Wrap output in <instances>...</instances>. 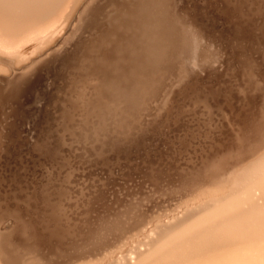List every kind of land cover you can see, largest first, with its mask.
<instances>
[{
	"label": "rangeland",
	"instance_id": "obj_1",
	"mask_svg": "<svg viewBox=\"0 0 264 264\" xmlns=\"http://www.w3.org/2000/svg\"><path fill=\"white\" fill-rule=\"evenodd\" d=\"M223 2V0H216L214 4L215 7L211 5L213 9H209V2L207 0H181V7L184 9L185 13L184 24L183 22L179 21L174 0H163L162 2L155 1L151 4L153 5V8L150 9L151 11L149 13L146 12V14L144 15L145 17L148 16V22L146 20L142 22V29L141 27L135 26V24V28H131L134 27L132 26L134 21H130L132 19H130L129 21H125V25L127 24L126 27L122 26L123 22L121 23L117 21L118 25L116 24V26L118 27L115 28V31L116 29H118L119 31H117L119 32V34L123 32L121 34L123 36L119 35L121 36L119 38L120 45L116 44V46L114 44V51H110V49H108V51H104V49L102 50V48L104 47H102L101 44L104 42L103 40L105 39H92L90 41L89 55L86 57L85 62L82 64V71L80 70L77 78L75 77L74 84L75 81L77 82L73 89L76 88L78 85L81 86V84L84 83V80L86 82L89 81L87 84L84 83L88 87L82 89V96H76L77 92H73L74 90L72 89V91L70 92L71 94L69 93L70 95H68L69 101L67 100L66 104V109H70L71 117L73 115L75 116V114L72 113L73 108V110L79 108V111L82 108V110L84 109L85 111L83 110L79 113H77L78 110L73 111L78 115L76 114L75 118L72 117L74 120L70 121L72 123L69 126L66 125L64 122H61L60 119L63 107L59 105V101L61 100V93L64 92L67 85V72L65 73L64 77L62 76L60 80L59 76H61L60 74L62 73V70L59 71L60 73L58 72V70H60L63 65L61 67L58 65L61 64L59 62L61 60L59 59L56 60L57 62L53 61V63L56 62V65L54 64V67L52 66L53 70L51 68V65L53 64L52 62L41 66L42 68L40 67L41 69L39 70V73H36L32 78L33 82L31 83V87L23 90L22 93L18 94V96H3L1 98L0 113L3 114L0 115V129L2 127L3 131L0 130L2 131L0 132V134H4L7 131V128H9L12 133L11 135H9L10 139L6 137H1L2 139H5H3L4 141L1 139L2 141L0 145L2 151L4 150L2 153L5 159L0 158V218L2 219V226L6 225L4 227V231H13V233L16 232L23 234V236H21L22 238L20 236L18 238L13 237L15 238V243L13 241V238V242L11 241L12 243H14L13 245L16 244L17 247L19 246L18 248H16L17 250L19 249L18 252L20 251L19 256L23 257L21 260V264L23 263V261H25V257L27 256L26 254L25 257L24 255L21 256V253H24L21 252V250H23V248L25 249V246L28 247H26L27 252L28 250L31 251L32 249L35 250L40 248V250H37L40 251V253L33 250V253H31V251L30 254H33V258L34 253H36L35 256L37 254L39 256L43 254V260L48 258L49 256V259L44 260H50L47 262V264H52L53 261V264H62V262L66 264L65 262L70 263L71 260L72 264L78 263L73 260L81 261L82 263L84 261L85 263H87L86 261L93 263V261L95 262L96 259L99 257L98 256L96 258L94 253H96V255L102 253V251L106 253L108 252V250L110 251V249L112 250L113 248H115V246L117 247L118 244L125 242L123 240H127V238L131 236L130 234L136 233L135 230L133 231V229L139 230L142 226L143 228H146V225H148V223L150 224V219L152 221V217L155 216L154 214L157 211L158 214L156 213V216L164 214L165 211H171V209H174L176 204L181 205L184 202H189L190 200H192L193 196L197 195L201 189L205 190L207 188H212L216 186H227V184H225L224 182L228 183V185L229 183L231 184L233 180H231L230 182H227V180L234 179V175L237 177L243 171L242 169L245 170V168H247L245 167V165H242L243 163H246V166H248L251 165L253 162L257 161L258 158L260 159L264 156V140L261 141L262 145H260V141L258 142V144H255L260 139L258 137H260L261 132L258 131L257 128L253 130L254 128L252 127V124L259 125L260 123V125L262 124L261 126H263L264 123V115L263 117L261 115L264 113V46L261 45L258 41L255 42L257 36H259L260 40L264 42V33L263 30H261L262 28L260 29V27L258 26L260 18L256 14L255 16L253 15L252 20L257 21L253 22L254 26L250 32L251 36L249 40L252 41L251 47L253 51V56H251L254 59V67H256L257 69L256 70L253 67V71L256 70L257 73H253V71L250 74L248 72L246 73L243 67L240 68L244 53L242 51L241 46H238L240 44L244 45L243 39L239 36L238 39H235L237 44L235 43L234 45L229 42L233 34L230 28L231 23H229L228 21H224L225 19H223L221 17L222 15H220V12H218V9L222 7ZM100 4L102 3L100 2ZM169 12L171 14H169ZM150 15L155 17L154 23L149 22ZM145 17H143V19H146ZM257 18L259 19V22ZM168 19H170V21ZM129 22L132 23L128 25ZM255 22L257 25H255ZM164 23H166V25H163ZM184 25H186L190 29H194V32H197L199 37V47L201 50L200 56L195 62V66L191 70L187 68V66H184V64L181 62V59L179 58V51L183 47L185 38L187 36V33L183 27ZM120 29L121 31H124L121 32ZM125 29L128 31V33H124L127 32ZM76 30L77 28L73 27L67 34V36H65L66 34L64 35V38H67L65 42H68L64 43L65 45L63 44L59 48H66L71 44L72 46L73 44H75L74 39L75 41H77V39H79L78 37L82 36V34L80 33V35L78 33L79 31ZM103 30L104 26H99V28L95 29L88 35H86V33L88 32L87 29V32H82L84 34L83 37H86L84 46L88 44V40L91 37H93L95 34L97 35ZM176 31L178 33H174ZM260 33H263L261 34L262 37L259 35ZM76 34L78 37L76 36ZM75 36L77 38H75ZM71 41H73V43ZM111 43V39H108L107 42L103 44V46L109 45ZM72 46L70 47L72 48ZM57 50L61 49H56L55 51ZM109 51H113V55L108 56L107 53ZM161 63L164 64L162 65ZM258 64H260L261 66ZM141 65L143 67H141ZM72 66L75 68L76 62L71 64V67ZM103 66L105 70L103 69ZM61 69H63V67ZM145 69L146 71H144ZM55 70L57 72H55ZM53 71L55 72L53 73V75L55 74L54 77L52 76ZM129 71L132 75H135V77L130 76ZM43 75L46 77H44ZM125 75H128L131 78L133 77L137 81L141 80L139 82H142V84L144 83L143 85L147 88H144V86L138 83L137 81L134 83L135 80L133 78V80L130 78L132 80V87H130V79L128 81L129 77H125ZM50 76H52V79L50 78ZM101 76L103 79L101 78ZM249 76L251 79L249 78ZM254 76L256 77L254 78ZM258 76L259 78H257ZM260 76L262 77V79H260ZM47 77L50 78V80H53L54 78L53 83L49 82L48 84L47 82L50 80ZM55 77L58 78L56 79ZM124 77L126 78V82H124ZM45 78L48 80L46 81ZM90 79L93 82H91ZM246 79L247 81L249 80V82L245 81ZM258 79L262 80L263 82L258 81ZM97 80H101L100 83ZM144 80L149 81L144 82ZM79 81L83 82L79 84ZM41 82L45 83L42 84ZM101 82H103L104 84H102ZM254 82L256 85L254 84ZM257 82H260L262 86L258 85ZM93 83L94 86H92ZM137 83L139 84V86L137 85ZM51 84L53 86L54 84H56L55 92L53 93V95H51L52 92L50 94L48 93L53 87ZM98 84H100L101 86H99ZM45 85L47 87L46 89L49 90L47 92L43 90V86ZM252 85L255 86L253 89ZM49 86L50 88H48ZM128 86L130 87L131 91L127 88ZM134 86L136 89L137 86L138 88L140 87L138 89V92L135 88H133ZM245 86L247 87V89L250 88V91H248ZM78 87L76 89H78ZM94 87H96L97 90H95ZM99 87L101 90L99 89ZM256 87L257 89H259L257 90ZM261 87L263 90L261 89ZM76 89L75 91L80 90ZM144 89L145 91L147 89L148 92L150 90L149 95H147L148 92H144ZM132 90H134V92ZM139 90H143L140 91L141 94H139ZM254 90H256L257 92H261L262 90L263 93L259 94L260 92L257 93ZM43 91L45 92V94ZM41 93L45 96L47 95V98H49V96L51 95V98H49L51 99V101L49 102V99L46 100V98ZM133 93L136 95V97ZM41 95L44 98L40 97ZM71 95H73L75 98L77 97V100L75 99L74 101L75 103L77 101L75 107L73 106L74 102L72 103L74 97L72 96V98ZM143 95L146 98H144ZM150 95L151 97H153V101L147 98V96ZM248 95L251 96L249 97ZM254 96L256 97V99ZM37 97L40 100H37ZM41 98H43V100H41ZM254 99L259 102L257 103L256 101H254ZM33 100H35V102ZM36 100L39 101V104L36 103ZM246 100H252L254 102L251 101V104L250 101L247 102ZM33 102L36 103L38 107L34 106L35 104H33ZM46 102L47 106L45 104ZM245 102L246 104L253 106H250L251 108L248 105L247 107H245ZM85 103H88L86 104L87 106L85 105ZM44 104L45 106H43ZM258 104L259 106H263L259 108ZM77 105H81V107L77 108ZM254 105H256L257 107H254ZM229 107H231V110L233 112L231 110V112H229ZM242 107H245V110L242 109ZM234 108L236 112L234 111ZM242 110L243 112L241 113L240 111ZM257 110H259L260 112ZM35 111H37L38 113ZM40 112H42L43 115ZM250 112H255V118L251 116L253 114ZM258 112L259 119L261 118L260 121L259 119H256V117L258 118ZM37 114V117L34 116ZM236 114L237 116H239V114L241 115L239 116V118L236 117L238 119H236L235 117L232 118ZM3 115V120H5L4 122L3 120H1ZM79 115L82 117H80ZM242 115H247V117H242ZM252 117L254 119H248ZM9 118L11 119L9 120ZM241 118L242 120L243 118H247V121H250L247 122L246 120H243L245 125L242 123L243 125L240 126ZM26 119L28 120L27 122ZM75 119H77L78 122ZM79 119H81L80 123ZM234 119H236L237 122L238 120L240 121L237 123ZM6 120L8 122H6ZM198 120H202V123ZM1 121L4 125H2ZM196 121L198 125L196 124ZM254 121L255 123H252ZM76 122L78 124H76ZM151 122L153 123L152 125L150 124ZM156 122L158 123L156 124ZM235 122L237 123V125L235 124ZM248 123L251 125H249ZM30 124L32 129H30ZM149 124L151 125V127L149 126ZM162 124L167 127L168 131L166 127L164 128ZM246 124L249 127H247ZM158 125L161 127V129H159L161 131L158 130ZM188 126H191L190 129H188ZM221 126L224 129L221 128ZM162 127L164 129H162ZM241 128L244 130H242ZM202 129L205 130V132ZM38 130H41L42 132L39 133V136H41L42 134L41 137H44V141L48 142L49 146H52L51 143L55 142V139L57 138L56 136H60L63 139L62 141L58 140L57 138L59 142H62V146L61 143L56 145L57 150L58 147H60L58 150L59 153L57 151V154L55 153L53 156L49 157V155L47 156L43 152L44 150H33L31 147H29L33 142L32 139L28 138L29 133L31 135H29V137L32 138V136L35 137L34 134L35 132L37 134ZM162 130H165L164 133L162 132ZM169 130L172 132H170ZM219 130H221V135ZM228 130L230 132H228ZM240 130H242L243 133ZM13 131H17L20 143L12 141V139L15 137ZM209 131L212 132V134ZM222 131L227 133H224ZM31 132L33 133L31 134ZM173 132L175 133V135L172 134ZM250 132L251 134H253L248 135V133ZM254 132L256 133V135L254 134ZM228 133L232 135L234 142L232 140V137ZM257 133L259 134L257 135ZM225 134L228 135L226 136ZM198 135H201L200 139ZM222 135L224 138L227 137L232 140L231 141L228 139L230 141L228 142L229 146L226 144L227 140H222ZM211 137L212 139L210 140ZM239 137L241 139L244 137V139H242L241 141L242 143L240 142ZM53 139L54 141H52ZM247 139L249 140V143ZM256 139L258 140L256 141ZM217 140L219 141V144ZM191 142L194 146L191 144L189 147V144ZM236 142H238L240 145L242 144V147H238L239 145H236ZM245 142H247L246 145ZM253 142L255 145L251 144ZM26 143L27 146H25ZM28 143H30L29 146ZM203 143L205 144V147L207 146L206 148H204ZM226 145L227 147H229L227 149L228 152L225 149L227 148ZM247 145L251 148L248 149ZM197 146L199 147L197 148ZM244 146L247 147V150L246 148H244ZM193 147H195V149ZM210 147L211 149L209 150ZM218 147L220 148L218 149ZM222 147H224V149ZM215 148L217 152L213 151V149L215 150ZM60 149L62 150L60 151ZM234 149V152L237 151L238 153H234ZM172 150L175 151L174 153H176V155L177 153L178 155L181 153L183 155H177L178 157H176ZM220 150L221 152H219ZM224 150L227 153L224 152ZM171 151L174 154H172L173 156L170 155ZM196 151H198L199 154ZM240 151H242V153ZM61 152H63V154ZM212 152H214L213 154H215V156L212 154ZM218 153L222 155H219ZM224 153L225 156L223 155ZM244 153H246L248 158ZM227 154L230 157L232 155V159ZM61 155L63 156L60 158ZM210 155L212 157H216V159L213 160L214 157L213 159H211ZM243 155L244 157H242ZM205 156H208V158ZM223 156L224 158L221 159L220 157ZM227 156L230 158L231 161L228 159ZM250 156H253L252 159L250 158ZM65 157L68 160H66ZM55 158L57 160H55ZM111 159L112 161H110L108 166V161ZM210 159L212 160V163ZM207 160L210 162L208 163ZM244 160L251 161L245 162ZM105 161L106 163H104ZM117 161H119V163ZM180 161L184 163V165H182L181 163V166ZM194 161H196V163ZM214 161L216 162V164ZM115 162H117V165ZM113 163L115 164V167ZM171 163H175V165L178 166H175L174 164L172 165ZM199 163L202 164L199 165ZM74 164H76V167ZM103 164L105 165L103 166ZM206 164L208 168L205 167ZM110 165H112L113 168L110 167ZM210 165H214L212 166L213 168L209 167ZM216 165L219 166V168H217ZM90 166H92L93 168H91ZM94 166L97 168H94ZM99 166H101L100 168H102L103 173H100L101 170ZM180 166L181 170H184V172L180 170ZM238 166L240 169L237 168ZM104 167H106V169ZM172 167H177V171L176 169L174 170ZM182 167H184L185 169ZM195 167L196 170L191 171L192 169H195ZM203 167H205L206 169H203ZM88 169H92V172L94 173H91V171H87ZM95 169H97L98 174L97 172H95ZM98 169L100 170V172L98 171ZM200 169L206 171L202 170V172ZM62 170L65 172H63ZM237 170H239L238 174H236ZM58 171L60 174L58 173ZM69 172L71 173L68 174ZM65 174H67L68 176ZM73 175L75 176V178L73 177ZM225 177L228 178L225 179ZM79 182L82 183V185L80 184L81 187L79 185ZM77 186L80 188H77ZM198 188L199 191H197ZM190 193H192V196L189 195ZM187 194L189 195V197L191 196V199L187 196ZM182 196H187L188 198L186 197L185 199ZM250 196L252 197L253 201H258L259 204L262 203L264 201V182L260 185L252 186L244 193L226 199L219 205L215 206L214 209L222 208L227 204H232L238 200H242L245 197ZM177 199H179V201ZM178 202H180L181 204ZM168 206H170L171 209ZM161 208L166 210H164L163 212V209ZM246 208L247 207L244 206L242 210H245ZM54 216H56L55 218L57 220V223L55 222V224L51 225V218ZM145 218H148L149 221L147 219L148 222H146ZM178 219H180V217L173 216L172 218H170L169 222L167 221V219L166 221L170 225H176ZM142 220L145 222H143ZM101 225L103 227L105 226L103 230L104 232L107 231L109 228V226L107 225H110L111 227V232L108 231L109 235L107 234L108 232H106V236H108L105 238H103L99 232ZM102 226L100 229L101 232L103 229ZM129 228H131V230ZM1 229L3 230V228ZM97 231L99 232V235H97ZM130 231H133L134 233H131ZM104 232H102L101 234H103ZM122 233L123 236H125L126 234L129 235H126L123 238ZM119 235L122 237L123 240L121 239V237L119 238L120 240L118 239L117 236ZM145 236H153V231L151 233H146ZM145 236L141 238L140 243L145 239ZM111 239L114 240L112 241ZM19 240L21 241V243ZM109 240H111V242H108ZM157 240L158 239H156L155 241ZM16 241L19 242L16 243ZM24 241L26 242V244H23ZM117 241L118 243L115 245ZM21 244H23V247L21 246ZM32 244L36 245L32 246ZM29 245H31V250ZM37 246L38 248H35ZM101 246H105L102 248L103 250L101 249ZM107 246L108 249L106 248ZM6 247L7 246H4V249H7ZM13 247L12 250L15 249V247ZM14 251L16 252V250ZM14 251H11V247L9 248V251L8 249L6 250V252L9 253H14ZM92 253L94 255H92ZM17 254L18 253H16V255ZM27 254L29 255V252ZM101 255H103V253ZM32 256H27V262L29 263L23 264H30V262L34 263L33 261L38 262L37 260H40L41 258L39 257L38 259L36 258L37 260H31ZM83 256H85V258ZM50 257L53 261L50 259ZM82 257L83 259H85L84 261H82ZM93 257L95 258L94 260H92ZM42 258L40 260L41 262H43ZM29 259L31 261H28Z\"/></svg>",
	"mask_w": 264,
	"mask_h": 264
},
{
	"label": "bare ground",
	"instance_id": "obj_2",
	"mask_svg": "<svg viewBox=\"0 0 264 264\" xmlns=\"http://www.w3.org/2000/svg\"><path fill=\"white\" fill-rule=\"evenodd\" d=\"M155 1H163V0H0V103H1V98L3 96L5 97H10V96H18V94L22 93L23 90L25 89H28L29 87H31V83L33 82V77L36 73H39V70L42 68L41 66H44L46 64H48L49 62H52L53 61H56V60H61L59 61L61 64H58L60 67L62 66L63 69L60 68L59 71L62 70V73L60 74L61 76L60 77V80L62 78V76L64 77L65 76V73L67 72V76H66V88L64 90V92L61 93V100L59 101V105L62 106V113H61V122H64L66 125H71L72 122H70L71 120H74L73 118L76 117V114L79 113L80 111H83L82 108L81 110L79 111V108L78 107H81L77 105V108L76 110H73V106L75 107V104L76 103L74 102L75 98L73 95H71V97L73 96L74 97V100L72 101V103L74 102V105L72 106V113L75 114V116L73 115L71 117L70 115V109H66V104H67V100H68V95H70L73 87L75 86L76 82L75 81V84H74V80H75V77L77 78L78 76V73L80 72L81 70V67H82V64L85 62V59L86 57L89 55V47H90V41L93 39H98V40H102V39H105L103 40L104 42L101 44L102 47V50L104 49V51H108V49L113 50L114 51V48H115V45H120L119 43V38L123 35H121L124 31L120 29V31L122 32L121 34H119V30L116 29V32L115 31V28H117L118 26H116V24L118 25V22H123L122 23V26H125V21H134L133 25L135 24V26H138V27H141L142 29V22L144 20H146L148 22V16L145 17L144 15L146 14V12H150L151 8H153L151 5L153 2ZM209 3L208 7L209 9H213V7H215V2L216 0H207ZM224 2L222 3V7L219 8L218 12H220V15H222L221 17L223 19H225L224 21H228L230 24V28L233 32L231 38H230V41L228 39V41L234 45L236 43V40L235 39H238L239 36L243 39V43L244 45H238V46H241L242 48V51L244 53V56H243V60H242V63H241V67H243L246 71V73L248 72L249 74L252 73L253 71V67H254V59L252 58V47H251V43L252 41L249 40L250 39V32L251 30L253 29V22L254 21H257V20H252V16L255 14L260 18V22H259V19H258V22H259V27L261 30H263V33H264V0H223ZM100 2L102 4H100ZM175 2V5H176V12L178 13V18H179V21L183 22L185 24V13H184V9L181 7V0H174ZM220 2V1H219ZM172 3V2H171ZM207 4V3H206ZM213 7H212V6ZM218 5V4H217ZM220 5V4H219ZM172 6V5H170ZM211 6V7H210ZM131 7V8H130ZM219 7V6H218ZM88 8V9H87ZM107 8V9H105ZM165 10V9H164ZM163 10V11H164ZM196 10V9H195ZM208 10V9H207ZM216 10H217V7H216ZM154 11V10H153ZM214 11V10H213ZM168 12V11H167ZM201 12V11H200ZM217 12V13H218ZM161 13V12H159ZM163 13V12H162ZM169 14H171L169 12ZM216 14V13H214ZM143 15V16H142ZM219 15V14H218ZM143 17H145L146 19H143ZM168 17V16H167ZM256 18V17H255ZM121 19V20H119ZM160 20V19H159ZM165 20V19H164ZM170 21V19H168ZM118 21V22H117ZM155 21V17L154 16H151L150 15V19H149V22H153L154 23ZM132 22H129L128 25ZM163 22V21H162ZM166 22V21H165ZM257 22V23H258ZM120 23V24H121ZM127 23V22H126ZM168 23V22H167ZM227 23V22H226ZM150 25V24H149ZM158 25V24H157ZM163 25H166V23H164ZM169 25V24H168ZM255 25L256 22H255ZM100 27H103L104 26V30L100 33H98L97 35L95 34L93 37H91L89 40H88V44H86L84 46V42H85V39L86 37H83V33L82 32H87L86 29L88 30V32L86 33V35L90 34L92 31H94L95 29L99 28ZM116 26V27H115ZM134 27H131V28H135ZM173 26V25H172ZM75 27L77 28L76 31H79L78 33L82 34V36H76L79 38L77 39V41H75L74 38V43L73 46L72 44L70 46H72V48L70 46H67L66 48H59L60 46H62L64 43H67L65 42L66 39L64 38L65 36H67V34L70 32V30ZM120 27V26H119ZM129 27V26H128ZM163 27V26H162ZM160 27V28H162ZM166 27V26H165ZM164 27V28H165ZM170 27V26H169ZM184 27V30L186 31L187 33V36L185 38V42H184V45L183 47L180 49L179 51V58L181 59V62L184 64V66H187V68H189L190 70L193 69V67L195 66V62L197 61L198 57L200 56V47H199V37H198V34L197 32H194L195 30L194 29H190L188 28L186 25L183 26ZM258 27V28H259ZM122 28V27H121ZM129 28V29H131ZM151 28V27H150ZM127 29V28H126ZM125 29V30H126ZM152 29V28H151ZM150 29V30H151ZM167 29V28H166ZM145 30V29H144ZM164 30V29H163ZM127 31V30H126ZM130 31V30H129ZM160 31V30H159ZM171 32V31H170ZM261 32V31H260ZM124 33H128L127 32H124ZM131 33V32H130ZM137 33V32H136ZM169 33V32H168ZM167 33V34H168ZM174 33H178L177 31L174 32ZM263 33H260L259 35L261 36V34ZM66 34V35H65ZM118 34V35H117ZM154 34V33H153ZM65 35V36H64ZM85 35V36H86ZM121 35V36H119ZM175 35V34H174ZM75 36V38H77ZM126 36V35H124ZM227 36V35H226ZM162 37V36H161ZM175 37V36H174ZM262 37V36H261ZM124 38V37H123ZM121 38V39H123ZM71 39V40H72ZM108 39H111V44L109 45H105L103 46L104 43L107 42ZM167 39V38H166ZM176 39V38H175ZM262 39V38H261ZM126 40V39H125ZM172 40V39H171ZM174 40V39H173ZM97 41V40H96ZM168 41V40H167ZM258 41L261 45L264 46V42L260 40V37L257 36L256 39H255V42ZM73 43V41H71ZM118 42V43H117ZM171 42V41H170ZM70 43V41H69ZM68 43V44H69ZM98 43V42H97ZM108 44V43H107ZM115 44V45H114ZM122 44V43H121ZM230 44V45H231ZM237 44V43H236ZM254 44V43H253ZM65 45V44H64ZM76 45V46H74ZM116 45V46H117ZM173 45V44H172ZM168 46V44H167ZM166 46V47H167ZM170 46V45H169ZM64 47V46H63ZM163 47V45H162ZM68 48V49H67ZM71 48V49H69ZM229 48V47H228ZM231 48V47H230ZM255 48V47H254ZM56 49H61V50H57L55 51ZM67 49V50H66ZM121 49V48H120ZM162 49V48H161ZM238 49V48H237ZM171 50V48H170ZM108 52L107 55L110 56V55H113V51L112 52ZM257 54V53H256ZM240 55V54H239ZM252 55V56H251ZM168 56V55H167ZM170 57V56H169ZM258 57V55H257ZM241 58V57H240ZM105 59V58H104ZM167 59V58H166ZM257 59V58H256ZM165 60V59H164ZM258 60V59H257ZM163 61V60H162ZM237 61V60H236ZM57 62V61H56ZM56 62L53 63L51 65V68L53 70V67H54V64L56 65ZM76 62V66L75 68L72 66L71 67V64L75 63ZM238 63V62H237ZM140 64V63H139ZM162 64V63H161ZM164 64V63H163ZM162 64V65H163ZM261 64V62H260ZM258 64V65H260ZM57 65V66H58ZM94 65V64H93ZM257 65V64H256ZM53 66V67H52ZM105 66V65H104ZM104 66H103V69H104ZM232 66V65H230ZM261 66V65H260ZM41 67V68H40ZM141 67H143L141 65ZM264 67V66H263ZM56 68V67H55ZM145 68V67H144ZM143 68V69H144ZM242 68V69H243ZM256 69V67H254ZM45 69V68H44ZM58 69V68H57ZM140 69V68H139ZM141 69V70H143ZM254 69V70H255ZM51 70V71H52ZM105 70V69H104ZM141 70H138V71H141ZM240 70V69H239ZM257 70V69H256ZM255 70V71H256ZM48 71V70H47ZM50 71V72H51ZM82 71V70H81ZM137 71V70H136ZM146 71V69L144 70ZM253 71V73H257V71L255 72ZM46 72V71H45ZM55 72H57L55 70ZM54 71L52 72V76L54 77L53 73H55ZM90 72V71H89ZM103 72V71H102ZM105 72V71H104ZM242 72V70H241ZM262 72V71H260ZM48 73V72H47ZM46 73V74H47ZM60 73V72H59ZM107 73V72H106ZM105 73V74H106ZM130 73V71H129ZM43 74V73H41ZM45 74V75H46ZM49 74V73H48ZM104 74V75H105ZM134 74V73H133ZM245 74V73H244ZM262 74V73H261ZM59 75V74H58ZM240 75V73H239ZM242 75V73H241ZM253 75V74H252ZM256 75V74H254ZM260 75V74H258ZM44 76V75H43ZM47 76V75H46ZM44 76V77H46ZM52 76H50V78L52 79ZM56 76H57V73H56ZM107 76V75H106ZM105 76V77H106ZM130 76H133L135 77V75H132L130 73ZM152 76V75H151ZM244 76V75H243ZM241 76V77H243ZM246 76V74H245ZM104 77V78H105ZM125 77H129L128 75H125ZM124 77V78H125ZM132 77V78H133ZM185 77V76H184ZM247 77V76H246ZM244 77V78H246ZM256 76H254L255 78ZM261 77V76H260ZM48 78V77H47ZM50 78H48L50 80ZM56 78V77H55ZM58 78V77H57ZM56 78V79H57ZM102 78V76H101ZM131 77L128 78V81ZM131 78V79H132ZM153 78V77H152ZM250 78V76H249ZM253 78V77H252ZM259 78V76L257 77ZM43 79V78H41ZM46 79V78H45ZM46 79V81L48 80ZM103 79V78H102ZM107 79V78H106ZM130 79L129 83H130V87L131 86V81L135 78H133L132 80ZM147 79V78H146ZM248 79V78H247ZM247 79L245 81H247ZM251 79V78H250ZM262 79V77L260 78ZM54 80V78H53ZM53 80H50L48 81L47 83L49 84V82L53 83ZM77 80V79H76ZM83 80V79H81ZM88 80V79H86ZM126 78L124 79V82ZM151 80V79H150ZM181 80V79H180ZM179 80V81H180ZM244 80V79H243ZM255 80V79H254ZM257 80V79H256ZM42 81V80H41ZM45 81V82H46ZM91 81V79H90ZM98 81V80H97ZM101 81V80H100ZM100 81H98L100 83ZM137 80L134 81V83L136 82ZM141 81V80H139ZM139 81H137L138 83H140ZM147 81V80H144V82ZM149 81V80H148ZM147 81V82H148ZM182 81V80H181ZM258 81H262V80H259ZM43 82V81H42ZM41 82V83H42ZM44 82V83H45ZM59 82V81H58ZM83 82V81H82ZM81 81H79L78 83H82ZM89 82V81H88ZM84 80V83H88ZM93 82V81H91ZM96 82V81H95ZM94 82V83H95ZM151 82V81H150ZM249 82V80L247 81ZM263 82V81H262ZM42 83V84H44ZM46 83V84H47ZM55 83V82H54ZM81 84L78 85L80 87H78V89H80L79 91H75V89L77 88H74L73 92H77V95L76 96H82L83 95V91L82 89L88 87L86 84ZM94 83L92 84V86H94ZM97 83V82H96ZM102 84H104L103 82H101ZM137 83V85L139 86V84ZM175 83V82H174ZM253 83V82H251ZM258 83V82H257ZM47 84V85H48ZM57 84V83H56ZM56 84H54V86L51 88V90H47L46 88V85L43 86V90H45V92L49 91L48 93L50 94L51 92V95H53V93L55 92V87H56ZM141 85L142 82L140 83ZM146 84V83H145ZM149 84V83H147ZM150 84H153V83H150ZM171 84V83H170ZM173 84V83H172ZM239 84V83H238ZM246 84V82H245ZM248 84V83H247ZM255 84V82H254ZM263 84V83H262ZM99 86H101L100 84H98ZM136 85V84H135ZM256 85V84H255ZM258 85H261L260 82L258 83ZM127 87L129 90H130V87ZM137 86V89L135 88V86L133 88H135L138 92V88ZM144 86V85H143ZM172 86V85H171ZM175 86V85H174ZM178 86V85H177ZM247 86V85H246ZM245 86V88L247 89V87ZM262 86V85H261ZM97 87V86H96ZM94 87L95 90H97V88ZM150 87V86H149ZM251 87V86H250ZM255 86L252 85V89L254 88ZM258 87V86H257ZM256 87V89H257ZM50 88V86L48 87ZM144 88H147L144 86ZM151 88V87H150ZM260 88V86H259ZM258 88V89H259ZM76 89V90H78ZM100 89V87H99ZM143 89V88H141ZM172 89V88H171ZM245 89V90H246ZM257 89V90H258ZM262 89V87H261ZM40 90V89H39ZM101 90V89H100ZM248 91H250V88L247 89ZM263 90V89H262ZM260 91H256L257 93L259 94H262L263 92ZM42 91V89H41ZM131 91V90H130ZM134 92V90H132ZM140 91H143V90H139ZM171 91V90H169ZM253 91V92H254ZM264 91V90H263ZM30 92V91H29ZM44 92V91H43ZM44 92V94H45ZM72 92V94H73ZM94 92H97V91H94ZM144 92H148L147 89L145 91L144 89ZM150 92V90H149ZM149 92L147 93V95H149ZM252 92V90H251ZM250 92V93H251ZM36 93V92H35ZM70 93V94H69ZM132 93V92H131ZM40 94V93H39ZM42 94V93H41ZM47 94V93H46ZM134 94V93H133ZM141 94V92L139 93ZM144 94V93H143ZM151 94V93H150ZM257 94V95H259ZM28 95V94H27ZM26 95V96H27ZM43 95V94H42ZM40 96V97H45L46 100L51 98L49 96V98H47L45 95L43 96ZM96 95V94H95ZM254 95V94H253ZM34 96V95H33ZM37 96V94H36ZM134 96L136 97V95L134 94ZM138 96V95H137ZM144 96V95H143ZM247 96V95H246ZM249 97L251 95H248ZM256 96V94H255ZM254 96V97H255ZM262 96V95H261ZM260 96V97H261ZM32 97V96H31ZM43 97V98H44ZM95 97V96H94ZM259 97V96H258ZM257 97V98H258ZM29 98V97H28ZM35 98V97H33ZM43 98H41V100H43ZM69 98V99H70ZM144 98H146L144 96ZM147 98L150 100L153 99V97L150 96H147ZM264 98V97H263ZM26 99V98H25ZM39 98L37 97V100ZM256 99V97H255ZM254 99V101H256ZM259 99H262V98H259ZM36 100V103H38L39 101ZM40 100V99H39ZM77 100V99H76ZM82 100V99H81ZM35 102V100H33ZM51 101V99H49V102ZM69 101V100H68ZM71 101V100H70ZM153 101V100H152ZM151 101V102H152ZM247 102L250 101V100H246ZM252 101V100H251ZM250 101V103H251ZM252 101V102H254ZM263 101V100H262ZM30 102V101H29ZM32 102V101H31ZM34 106H37L36 103ZM44 102V101H43ZM43 102H40V103H43ZM48 102V103H49ZM166 102V101H165ZM257 102V101H256ZM259 102V101H258ZM257 102V103H258ZM69 103V102H68ZM71 103V104H72ZM261 103V102H260ZM32 104V103H31ZM30 104V105H31ZM39 104V103H38ZM46 106H47V102L45 103ZM45 104L43 106H45ZM70 104V105H71ZM82 104V103H80ZM88 104V103H85V105ZM168 104V103H167ZM246 104V102H245ZM252 104V103H251ZM256 104V103H255ZM262 104V103H261ZM20 105V104H19ZM42 105V104H41ZM84 105V104H83ZM244 105V104H243ZM247 105L250 107L251 105L249 104H246L245 107H247ZM33 106V105H32ZM87 106V105H86ZM170 106V105H169ZM231 106V105H230ZM239 106V105H238ZM253 106V105H252ZM251 106V107H252ZM259 106V104H258ZM263 105H260L259 108H261ZM28 107V106H27ZM38 107V106H37ZM233 107V106H232ZM245 107L242 109L245 110ZM250 107V108H251ZM254 107H257L256 105H254ZM36 108V107H35ZM34 108V109H35ZM45 108V107H44ZM71 108V107H70ZM165 108V107H164ZM169 108V107H168ZM167 108V109H168ZM37 109V108H36ZM46 109V108H45ZM44 109V110H45ZM238 109V107H237ZM240 109V108H239ZM254 109V108H252ZM258 109V108H257ZM8 110V109H6ZM28 110V109H27ZM42 110V111H44ZM77 113L73 112V111H77ZM231 110V107H229V112ZM241 110V109H240ZM246 110H250V109H246ZM261 110V109H260ZM263 110V109H262ZM34 111V110H33ZM39 111V110H38ZM85 111V110H84ZM165 111V110H164ZM167 111V110H166ZM234 111H235V108H234ZM254 111V110H252ZM259 111V110H257ZM8 112V111H7ZM20 112V111H19ZM22 112V111H21ZM37 112V111H35ZM233 112V111H232ZM236 112V111H235ZM241 113L243 112L240 111ZM239 112V113H240ZM247 112V111H246ZM245 112V114H246ZM260 112V111H259ZM259 112L257 113L258 115V118L256 117V119H259ZM264 112V111H263ZM31 113V112H30ZM38 113V112H37ZM42 114V112H40ZM47 113V112H45ZM82 113V112H81ZM248 113V112H247ZM252 113V112H250ZM249 113V114H250ZM3 113H0V115H2ZM234 114V113H233ZM248 114V116H249ZM253 115L251 116H255V112L252 113ZM43 115V114H42ZM41 115V117H42ZM78 115V114H77ZM83 115V114H82ZM232 115V114H231ZM241 114H239L240 116ZM244 115V114H243ZM242 117H247V115L243 116ZM262 117L264 115L261 114ZM34 116H38L37 115H34ZM33 116V118H34ZM80 116V115H79ZM229 116H230V113H229ZM239 116H237V114L235 116H233L232 118H236ZM1 117V116H0ZM3 117L4 115L2 116V119L3 120ZM12 117V116H10ZM35 117V118H36ZM82 117V116H80ZM156 117V116H155ZM163 117V116H162ZM248 118V119H254V118ZM261 117V116H260ZM6 118V117H5ZM8 118V117H7ZM72 118V119H71ZM197 118V117H196ZM232 118H229V119H232ZM236 118V119H238ZM11 118H9L10 120ZM78 119V118H77ZM77 119H75L77 121ZM150 119V118H149ZM200 119V118H199ZM234 119V120H236ZM255 119V120H256ZM261 119V118H260ZM259 119V121H260ZM264 119V117H263ZM8 120V119H7ZM6 120V122H8ZM34 120V119H33ZM59 120V119H58ZM80 120L79 119V123H80ZM157 120V119H156ZM194 120V119H193ZM234 120H233V123H234ZM243 120H246L247 121V118ZM242 120L241 118V121L238 120V122L240 121L241 125L242 126L244 124V121ZM5 120H3L4 122ZM18 121V120H17ZM28 120L26 119V122ZM199 121V120H198ZM202 121V120H201ZM199 121V122H201ZM231 121V120H229ZM250 121V120H248ZM247 121V122H248ZM257 121V120H256ZM258 121V122H259ZM262 121V120H261ZM2 122V121H1ZM2 122V125H4ZM75 122V121H73ZM78 122V121H77ZM76 122V124H78ZM153 122V121H152ZM150 123L151 125L153 123ZM237 122V120H236ZM235 122V124L237 125V123ZM245 122V123H247ZM263 122V121H262ZM17 123V122H16ZM155 123V122H154ZM158 122H156L157 124ZM202 123V122H201ZM223 123V122H222ZM221 123V124H222ZM225 123V122H224ZM230 123V122H229ZM243 123V124H242ZM252 123H255L252 122ZM29 124V123H28ZM27 124V125H28ZM75 124V123H74ZM149 124V126L151 127V125ZM196 124H197V121H196ZM249 124V123H248ZM34 125V124H33ZM155 125V124H154ZM164 126V124H162ZM198 125V124H197ZM226 125V124H225ZM239 125V124H238ZM245 125V124H244ZM251 125V124H249ZM262 125V124H261ZM260 123L259 125H255V124H252V127L254 128L253 130H255L256 128L258 129V131L261 132V135L260 134V138L259 140L256 139L257 143L255 144H258V142L262 140H264V123H263V126H261ZM1 126V124H0ZM22 126V125H21ZM159 126V125H158ZM199 126H200V123H199ZM223 126V125H222ZM221 126V128H223ZM235 126V125H234ZM247 127H249L247 124H246ZM23 127V126H22ZM20 127V128H22ZM62 127V126H61ZM166 126H164L165 128ZM189 127V126H188ZM191 127V126H190ZM190 127L188 129H190ZM205 127V126H204ZM220 127V126H219ZM245 127V126H244ZM13 128V127H11ZM28 128V127H27ZM35 128V127H34ZM158 128V127H157ZM162 127V129H164ZM193 128V127H192ZM195 128V126H194ZM215 128V127H214ZM231 128V127H230ZM240 128V127H239ZM30 129L31 128V124H30ZM29 129V130H30ZM161 129V127L159 126L158 130ZM167 129V127H166ZM185 129V128H184ZM201 129V128H200ZM224 129V128H223ZM221 129V130H223ZM227 129V128H226ZM225 129V130H226ZM229 129V127H228ZM242 129V128H241ZM2 127H1V129ZM7 131L4 133V134H0V145H1V141L4 139H2L1 137H6L8 139L9 138V135H11L12 131L7 128L6 129ZM28 130V129H27ZM43 130V129H42ZM149 130V129H148ZM187 130V129H186ZM193 130V129H192ZM203 130V129H202ZM212 130V128H211ZM217 130V129H216ZM221 130L220 131V135H221ZM231 130V129H230ZM236 130V128H235ZM244 130V129H242ZM242 130H240L242 132ZM250 130V129H249ZM0 131V132H2ZM161 131V130H159ZM165 130H162V132L164 133ZM168 131V129H167ZM170 131V130H169ZM182 131V130H181ZM184 131V130H183ZM194 131H197V130H194ZM201 131V130H200ZM205 132V130H203ZM208 131V130H207ZM227 131V130H226ZM233 131H234V128H233ZM239 131V133H240ZM248 131V129H247ZM252 131V129H251ZM35 132V131H34ZM41 132V130H38L37 134L35 132L34 136L29 137L28 135V138L29 139H32V143L31 145L29 146L30 143H28V146L31 147L33 150H41L43 151L47 156L49 155V157L53 156L55 153L57 154V151L59 150L60 147H58V150L56 148V145L61 143V146H62V142L58 141V140H62L63 139L60 137V136H56L58 138L55 139V142L51 143L52 146H49L48 142H45L44 141V137H41L39 136V133ZM172 132V131H170ZM191 132V131H190ZM199 132V131H198ZM203 132V133H204ZM210 132V131H209ZM207 132V133H209ZM213 132V130H212ZM212 132H210L212 134ZM224 132V131H222ZM228 132H230L228 130ZM27 133V132H26ZM33 132H31L32 134ZM42 133V132H41ZM180 133V132H179ZM224 133H227V132H224ZM237 133V131H236ZM238 133V134H239ZM243 133V132H242ZM242 133H241V137H242ZM245 133V132H244ZM13 134L15 135V137L12 139V141L14 142H17V143H20V140H19V137L17 135V131H13ZM172 134L175 135V133L173 132ZM177 134V133H176ZM193 134V132H192ZM197 134V133H196ZM214 134H215V131H214ZM230 134V133H228ZM228 134H225L226 136ZM246 134V133H245ZM251 134L248 133V135ZM253 134V133H252ZM251 134V135H252ZM254 134L256 135V133L254 132ZM259 133H257L258 135ZM21 135V134H20ZM67 135V134H66ZM247 135V134H246ZM31 136V135H30ZM178 136V135H176ZM194 136V135H193ZM199 136V135H198ZM205 136V135H204ZM215 136V135H214ZM225 136V137H226ZM230 136L232 137V135L230 134ZM234 136V134H233ZM254 136V135H253ZM253 136H250V137H253ZM18 137V138H17ZM41 137V138H40ZM68 137V136H67ZM140 137V136H139ZM155 137V135H154ZM201 135L199 136V139H200ZM223 137V135H222ZM229 137V136H228ZM230 137V138H231ZM256 137V138H257ZM23 138V137H22ZM27 138V139H28ZM34 138V139H33ZM196 138V137H195ZM218 138V136H217ZM227 138V137H226ZM222 138V140H227V145L229 146L228 142H230L229 138ZM235 138V137H234ZM240 138V137H239ZM238 138V139H239ZM2 139V140H1ZM80 139V138H78ZM212 139V137L210 138V140ZM229 139V140H228ZM244 139V137L242 138ZM242 139L240 138V142L242 141ZM246 139V138H245ZM5 140V139H4ZM3 140V141H4ZM194 140V139H193ZM197 140V139H195ZM202 140V138H201ZM209 140V141H210ZM216 140V139H215ZM220 140V139H219ZM232 140L234 142V139L232 137ZM231 140V141H232ZM236 140V139H235ZM248 140V139H247ZM246 140V141H247ZM28 141V140H27ZM54 141V139L52 140ZM190 141V140H189ZM187 141V142H189ZM218 141V140H217ZM244 141V140H243ZM251 141V140H250ZM253 141V140H252ZM255 141V142H256ZM186 142V143H187ZM204 142V141H203ZM206 142V141H205ZM211 142V141H210ZM226 142V141H225ZM224 142V144H225ZM239 142V141H238ZM238 142H236V145L238 144L239 146L238 147H242V144L240 145ZM22 143V142H21ZM79 143V141H78ZM95 143V142H94ZM147 143V142H146ZM202 143V142H201ZM223 143V142H222ZM242 143V142H241ZM244 143V142H243ZM247 142H245V145H246ZM248 143H249V140H248ZM165 144V143H164ZM192 144V142L189 144V147L190 145ZM195 144V142H194ZM218 144H219V141H218ZM221 144V143H220ZM234 144V143H232ZM251 144H254L251 143ZM254 144V145H255ZM67 145V144H66ZM185 145V144H184ZM193 145V144H192ZM198 145V144H196ZM195 145V146H196ZM204 145V148L205 147V144L203 143ZM207 145V144H206ZM212 145V144H211ZM210 145V146H211ZM216 145H217V142H216ZM215 145V146H216ZM226 145V147H227ZM231 145V143H230ZM250 145V144H249ZM253 145V147H254ZM262 145V143L260 144ZM264 145V144H263ZM27 146V143L26 145ZM64 146V145H63ZM103 146V145H102ZM194 146V145H193ZM200 146V145H199ZM197 146V148L199 147ZM209 146V145H208ZM223 146V145H222ZM225 146V145H224ZM257 146V145H256ZM2 147V146H1ZM66 147V146H65ZM94 147V146H93ZM187 147V145H186ZM248 149L251 148L247 145ZM247 147L244 146V148H246L247 150ZM259 147V146H258ZM81 148V147H80ZM182 148V147H181ZM192 148V147H191ZM195 149V147H193ZM203 148V147H202ZM220 147H218L219 149ZM224 149V147H222ZM221 148V149H222ZM229 147L225 148L226 151ZM232 148V147H231ZM235 148V147H233ZM237 148V147H236ZM257 148V147H256ZM1 149V148H0ZM69 149V148H68ZM190 149V148H189ZM211 149V147L209 148V150ZM62 149H60L61 151ZM66 150V148H65ZM71 150V149H70ZM232 150V149H231ZM238 150V149H236ZM239 150H242V149H239ZM253 150V149H252ZM251 150V151H252ZM256 150V149H255ZM259 150V149H258ZM257 150V151H258ZM4 151V150H3ZM2 149L0 150V158H3L5 159L4 155H3V152ZM40 151V152H41ZM116 151V150H115ZM173 153L175 152L174 150H172ZM171 151V154L172 153ZM203 151V150H202ZM213 151H216V148L215 150L213 149ZM223 151V150H222ZM224 150V152H226ZM235 151V149L233 150V152ZM245 151V150H244ZM66 152V151H65ZM64 152V153H65ZM187 152V150H186ZM198 153V151H196ZM201 152V151H200ZM206 152V150H205ZM209 152V151H208ZM217 152V151H216ZM221 152V150L219 151ZM228 152V151H227ZM226 152V153H227ZM242 153V151H240ZM239 152V153H240ZM43 153V154H44ZM59 153V151H58ZM63 154V152H61ZM71 153V152H70ZM115 153V152H114ZM180 153V151H179ZM194 153V152H193ZM192 153V154H193ZM214 152H212L213 154ZM223 153V152H222ZM231 153V152H230ZM229 153V155H230ZM234 153H238L237 151L234 152ZM240 153V154H241ZM247 153V152H246ZM246 153H244L246 155ZM6 154V153H5ZM42 154V153H41ZM86 154V153H85ZM176 157L180 156L181 154L176 155V153H174ZM173 154V155H174ZM189 154V153H188ZM191 154V152H190ZM189 154V155H190ZM199 154V153H198ZM202 154V153H201ZM210 154V153H208ZM219 154V153H218ZM232 154V153H231ZM249 154V153H248ZM251 154V152H250ZM118 155V154H117ZM172 155V156H173ZM183 155V154H182ZM204 155V154H203ZM206 155V154H205ZM215 156V154H213ZM217 155V153H216ZM219 155H222V154H219ZM225 156V153L223 154ZM228 155V154H227ZM228 155V156H229ZM255 155V154H254ZM262 155V154H261ZM63 155L60 156V158L62 157ZM171 156V157H172ZM194 156V155H193ZM198 156V155H197ZM211 156V155H210ZM213 156V157H214ZM223 157H220L221 159L224 158ZM227 156V157H228ZM235 156V155H233ZM247 156V155H246ZM245 156V157H246ZM259 156V155H258ZM48 157V158H49ZM115 157V156H114ZM117 157V156H116ZM175 157V158H176ZM208 158V156H205ZM213 157L211 156V159H213ZM230 157V156H229ZM228 159L230 160V158ZM238 157V156H237ZM244 157V155L242 156ZM253 156H250V158L252 159ZM64 158V157H63ZM62 158V160H63ZM174 158V157H173ZM172 158V159H173ZM188 158V157H187ZM219 158V159H220ZM235 158V157H234ZM248 158V156H247ZM58 159V157H57ZM55 158V160H57ZM66 159V157H65ZM121 159V157H120ZM170 159V158H169ZM210 159V160H211ZM216 157H214L213 160H215ZM232 159V158H231ZM68 160V159H66ZM65 160V161H66ZM104 160V159H103ZM115 160V159H114ZM168 160V159H167ZM182 160V159H181ZM202 160V159H200ZM204 160V159H203ZM218 160V159H217ZM216 160V162H217ZM60 161V160H59ZM100 161V160H99ZM111 160L108 161V166H109V163H110ZM116 161V160H115ZM169 161H172V160H169ZM177 161V160H175ZM190 161V160H189ZM192 161V160H191ZM199 161V160H198ZM197 161V162H198ZM219 161V160H218ZM231 161V160H230ZM245 161V160H244ZM248 160H246L245 162H247ZM251 161V160H249ZM248 161V162H249ZM61 162V161H60ZM119 163V161H117ZM117 162L116 165H117ZM174 162V160H173ZM196 163V161H194ZM207 162L209 163L210 161L207 160ZM215 162V161H214ZM215 162V164H216ZM64 163V162H63ZM69 163V162H68ZM71 163V162H70ZM106 163V161L104 162ZM177 163V162H175ZM175 163H173L175 165ZM181 161H180V165H181ZM204 163V162H203ZM211 163H212V160H211ZM210 163V164H211ZM66 164V163H65ZM172 164V163H171ZM172 164V165H173ZM193 164V162H192ZM202 164V163H201ZM199 163V165H201ZM249 164V163H248ZM247 164V165H248ZM75 167H76V164H74ZM105 164H103L104 166ZM114 167H115V164L113 163ZM178 165H179V161H178ZM178 165H175V166H178ZM182 165H184V163H182ZM181 165V166H182ZM242 165H245V170L242 169L241 173L236 177L235 175L233 177H235L234 179H229L227 180V182H230L231 180H233L231 182V184L229 183H225L227 184V186H223V187H220V186H216V187H212V186H208V187H212V188H207L205 190L201 189L200 192L197 194V195H194L192 200H190L189 202H184V203H180L181 205H177L176 203V206L174 207V209H171L170 206V209L171 211H165L164 214H160V215H157L156 216V212L154 215V217H152V221L150 219V224L148 223V225H146V228L143 226L141 227V229L137 230V229H133V231L135 230L136 233H134L133 231L131 233H134V234H129L131 236H129L127 238V240H123L122 237L119 235L117 236L118 239L121 237V239L125 242H122L121 244H118L117 247L115 246L118 241L115 243V248H113L112 250L110 249V251L108 250V252L104 253V251H102L103 255H101L102 253H99L98 255L95 254L96 256V261L93 263H90L88 261H86L88 264H259V261L261 259H264V201L262 203H258V201H253L252 197H245L244 199L242 200H238L232 204H227L226 206L222 207V208H219V209H214L215 206L219 205L220 203H222L223 201H225L226 199L230 198V197H234L238 194H241V193H244L246 192L248 189H250L252 186H255V185H260L261 183L264 182V156L261 157L260 159L258 158L257 161L253 162L251 165H248L246 166V163L242 164ZM78 166V165H77ZM82 166V165H81ZM102 166V164H101ZM99 166V168L101 167ZM107 166V167H108ZM181 166H180V170H181ZM188 166V165H187ZM195 166V165H194ZM214 166V165H212ZM211 165L209 167H212ZM217 166V165H216ZM241 166V165H240ZM91 168H93L92 166H90ZM110 167H112V165H110ZM109 167V168H110ZM174 167V166H173ZM172 167V168H173ZM198 167V166H196ZM196 167L195 169H192L191 171L193 170H196ZM206 168H208L207 164L205 165ZM203 167V169L205 168ZM94 168H97L94 166ZM106 169V167H104ZM113 168V167H112ZM177 167L173 168L174 170L176 169ZM184 168V167H182ZM189 168V167H188ZM202 168V166H201ZM205 168V169H206ZM213 168V167H212ZM215 168V167H214ZM217 168H219V166H217ZM239 168V166L237 167ZM235 168V169H237ZM105 169H104V172H105ZM111 169V168H110ZM185 169V168H184ZM203 169H200L201 171ZM240 169V168H239ZM60 170V168H59ZM94 170V169H93ZM97 172V169H95ZM101 170V172H100ZM100 170L98 169V171L100 173H103L102 172V168H100ZM179 170V169H178ZM188 170V169H187ZM199 170V169H197ZM10 171V170H9ZM63 171V170H62ZM69 171V170H67ZM87 171H91V173H94L92 172V169H88ZM108 171V170H107ZM177 171V169H176ZM184 172V170H181ZM200 171V172H201ZM203 171H206V170H203ZM202 171V172H203ZM238 171L237 170V173L238 174ZM65 172V171H63ZM235 172V170H234ZM59 173V171H58ZM67 173V172H66ZM71 172H69L68 174H70ZM189 173V172H188ZM191 173V172H190ZM194 173V172H193ZM199 173V172H198ZM60 174V173H59ZM64 174V173H63ZM72 174H73V171H72ZM76 174V173H75ZM98 174V172H97ZM196 174H197V171H196ZM195 174V175H196ZM67 175V174H65ZM68 176V175H67ZM77 176V175H76ZM71 177V176H70ZM73 177L75 178V176L73 175ZM65 178V177H64ZM72 178V177H71ZM228 178V177H225V179ZM66 179V178H65ZM68 179V178H67ZM220 180V179H219ZM218 180V181H219ZM226 181V180H225ZM222 182V181H221ZM78 183V182H77ZM218 183V182H217ZM82 185L81 182H79V185ZM215 184V183H214ZM221 184V183H220ZM78 185V184H77ZM78 185V186H79ZM80 185V187H81ZM208 185V184H207ZM206 185V186H207ZM223 185V184H222ZM221 185V186H222ZM77 188H80L78 187ZM205 186V187H206ZM204 188V186H203ZM83 189V188H81ZM80 190V189H79ZM195 191V189H194ZM197 191H199V188L197 189ZM78 192V191H77ZM76 192V193H77ZM82 192V191H81ZM80 192V193H81ZM193 193V191H192ZM192 193H190L189 195H191ZM196 194V192H195ZM186 195V194H185ZM189 195L187 194V196L189 197ZM186 196V197H187ZM192 196V195H191ZM190 196V197H191ZM183 198L186 199V197L182 196ZM181 197V198H182ZM187 197V198H188ZM189 197V198H190ZM191 199V198H190ZM179 201V199H177ZM182 200V199H180ZM184 201V199H183ZM182 201V202H183ZM175 202V201H174ZM177 202V201H176ZM170 204V202H169ZM172 204V203H171ZM168 205V204H167ZM166 206V205H165ZM246 206L247 208L245 210H242V208ZM163 207V206H162ZM172 207V208H173ZM163 209V208H161ZM160 209V210H161ZM167 209V207H166ZM166 209H163L162 211L164 212V210ZM159 210V211H160ZM161 211V212H162ZM153 212V211H152ZM206 212V213H204ZM160 213V212H159ZM158 214V213H157ZM53 216V215H52ZM153 216V215H151ZM150 216V217H151ZM173 216H178L180 217V219L177 220L176 222V225H170L168 224L170 218H172ZM193 216V218H192ZM56 216L52 217L51 219V222L50 224H55V222L57 221ZM146 217V216H145ZM191 217V218H190ZM148 218H145L146 222ZM167 219V221H166ZM2 219L0 218V264H21V260L23 257H20V251L18 252L17 248V245H13L15 243L13 237H16L18 238L19 236H23L22 233H16L13 231L11 232H6L4 231V227L6 226H2ZM143 221V220H142ZM145 222V221H143ZM57 223V222H56ZM144 224V223H143ZM105 225V224H104ZM102 226V225H101ZM101 226H100V229H101ZM109 226L108 230L107 231H103L104 230V227L102 226V232H104L103 234H101V230L99 229V232H100V235H102L103 238L107 237L109 235V232L110 231V225H107ZM3 228V230L1 229ZM133 228V227H132ZM140 228V227H139ZM107 229V228H106ZM131 230V228H129ZM128 230V229H127ZM126 230V232H127ZM4 231V232H3ZM129 231V230H128ZM153 231V236L151 237H146V233H151ZM98 232V231H97ZM99 232L97 233V235H99ZM106 232H108L107 236H106ZM111 232V231H110ZM124 233V232H123ZM123 233H122V236H123ZM121 234V233H120ZM126 234V233H125ZM129 234H126V235H129ZM125 235V236H126ZM123 236V238L125 237ZM145 236V239L140 243V240L141 238H143ZM98 237V236H97ZM100 237V236H99ZM115 237V236H114ZM12 238H13V241L14 243H12ZM22 238V237H21ZM19 238V239H21ZM101 238V239H103ZM117 239V238H116ZM156 239H158L157 241H155ZM18 240V239H17ZM112 241L114 239H111ZM111 240H109L108 242H111ZM120 240V239H119ZM12 241V242H11ZM20 241V240H19ZM19 241H16L19 242ZM23 241V240H22ZM106 242V243H108ZM121 242V241H120ZM119 242V243H120ZM21 243V241H20ZM113 243V242H112ZM23 244H26V242L24 241ZM23 244H21V246L23 247ZM110 244V243H109ZM19 245V244H18ZM33 245H36V244H32ZM104 245H108V244H104ZM4 246H7L6 248L8 249L9 251V248L11 247V251H14L16 250V252L14 251L13 255L12 253L10 254L9 252H6L7 249H4ZM15 247V249L12 250V247ZM25 246V245H24ZM31 245H29L30 247ZM113 246V247H114ZM13 247V248H14ZM17 247V248H16ZM27 246H25V249L23 248V250H21V252H24V253H21V256L24 255L25 257V254L27 256L29 255H33V254H30L33 253V250H31V247H30V250H28L29 252V255L27 254ZM105 247V246H103ZM101 246V249L103 248ZM110 247V246H109ZM35 248H38L35 247ZM108 249V246L106 247ZM4 249V250H3ZM21 249V248H20ZM98 249V248H97ZM100 249V248H99ZM105 249V248H104ZM26 250V251H25ZM37 250H40L39 249H35L34 251L36 252H39L40 251H37ZM96 250V249H95ZM94 250V251H95ZM103 250V249H102ZM93 251V250H92ZM101 251V250H100ZM27 252V253H25ZM98 252V251H97ZM16 253H18L16 255ZM36 253H34V258L32 256V259H35L37 260L39 257L42 258V255H36L38 257L35 256ZM92 253V255H94ZM85 255V254H84ZM90 255V254H89ZM101 255V256H100ZM25 257V261H23V263H29L27 262V259L28 257ZM47 256V255H46ZM45 256V257H46ZM88 256V255H87ZM91 256V255H90ZM89 256V257H90ZM85 258V256H83ZM83 257L81 258L82 261H84L85 259H83ZM31 258V257H30ZM37 258V259H36ZM40 258V260H41ZM80 258V257H79ZM78 258V259H79ZM46 259H49V256L48 258ZM44 259V260H46ZM50 259L52 260V258L50 257ZM95 258L93 257L92 260H94ZM30 259L28 261H31ZM39 259L37 260L38 262L40 261ZM43 258H42V261L43 262H39V264H42V263H45L47 264L48 261H44ZM91 260V259H89ZM53 261V260H52ZM67 261V260H66ZM72 261V260H71ZM70 261V263H67L65 262L66 264H72V262ZM73 261H76L78 262L79 264H84L85 261L82 263L81 261H77V260H73ZM34 263H31L30 264H38V262H35L33 261ZM57 262V261H56ZM69 262V261H68ZM22 263V264H23ZM51 263V262H50ZM54 263V261L52 262V264ZM58 263V262H57ZM60 263V261H59ZM77 263V264H78ZM85 263V264H87ZM49 264V263H48ZM56 264V263H55ZM62 264H64V262H62ZM75 264V263H73Z\"/></svg>",
	"mask_w": 264,
	"mask_h": 264
},
{
	"label": "snow or ice",
	"instance_id": "obj_3",
	"mask_svg": "<svg viewBox=\"0 0 264 264\" xmlns=\"http://www.w3.org/2000/svg\"><path fill=\"white\" fill-rule=\"evenodd\" d=\"M259 264H264V259H261V260L259 261Z\"/></svg>",
	"mask_w": 264,
	"mask_h": 264
}]
</instances>
